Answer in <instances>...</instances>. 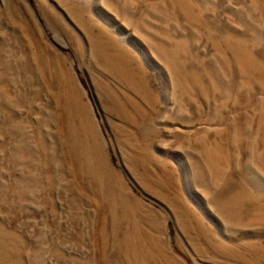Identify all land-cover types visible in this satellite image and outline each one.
<instances>
[{
	"label": "rangeland",
	"instance_id": "1",
	"mask_svg": "<svg viewBox=\"0 0 264 264\" xmlns=\"http://www.w3.org/2000/svg\"><path fill=\"white\" fill-rule=\"evenodd\" d=\"M0 264H264V0H0Z\"/></svg>",
	"mask_w": 264,
	"mask_h": 264
}]
</instances>
